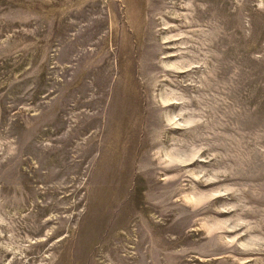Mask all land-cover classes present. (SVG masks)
I'll list each match as a JSON object with an SVG mask.
<instances>
[{
    "label": "rangeland",
    "instance_id": "374dc122",
    "mask_svg": "<svg viewBox=\"0 0 264 264\" xmlns=\"http://www.w3.org/2000/svg\"><path fill=\"white\" fill-rule=\"evenodd\" d=\"M0 264H264V0H0Z\"/></svg>",
    "mask_w": 264,
    "mask_h": 264
},
{
    "label": "bare ground",
    "instance_id": "6f19581e",
    "mask_svg": "<svg viewBox=\"0 0 264 264\" xmlns=\"http://www.w3.org/2000/svg\"><path fill=\"white\" fill-rule=\"evenodd\" d=\"M177 67V66H176Z\"/></svg>",
    "mask_w": 264,
    "mask_h": 264
}]
</instances>
